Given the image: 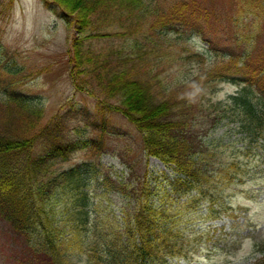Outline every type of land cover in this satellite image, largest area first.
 <instances>
[{"label":"trees","instance_id":"16d2710c","mask_svg":"<svg viewBox=\"0 0 264 264\" xmlns=\"http://www.w3.org/2000/svg\"><path fill=\"white\" fill-rule=\"evenodd\" d=\"M44 3L76 31L69 49L76 89L134 124L146 154L172 168L173 190L187 194L178 207L202 199L209 201L211 211L213 204L225 207L211 185L209 166L215 165L220 180L228 179L226 185L234 177L230 174L242 172L241 166L230 161L236 156L232 151L217 157L210 149L213 138L206 141L204 136L224 126L230 138L264 140V0ZM12 5L13 0H0V15ZM175 32L177 43L198 41L201 51L185 48L175 56V43L168 44ZM113 36L119 37L117 43L110 42ZM101 38L105 44L98 46ZM192 60L197 68L191 73ZM161 66L178 76L163 80ZM10 73L12 69L0 67V217L7 221L19 263L166 264L185 256L173 248L175 238L158 229L164 210L157 215L146 182L141 183L143 196L135 191L124 199L120 213L112 212L104 202H95L89 188L94 181L105 192L113 190L109 173L102 178L93 162L53 169L67 149L55 141L47 152L35 153V144L49 132L44 111L21 89L9 86L10 80H2L3 75L12 78ZM201 77L204 85L187 88ZM225 82L235 89L220 97L214 86ZM169 244L166 253L163 248ZM256 251L250 264H264V241Z\"/></svg>","mask_w":264,"mask_h":264},{"label":"rangeland","instance_id":"374dc122","mask_svg":"<svg viewBox=\"0 0 264 264\" xmlns=\"http://www.w3.org/2000/svg\"><path fill=\"white\" fill-rule=\"evenodd\" d=\"M75 33L61 14L43 0H13L9 12L0 15V67L13 70L9 74L12 78L3 75L2 80H6V84L10 80L9 86L21 89L43 108L44 123L49 129L35 144V153L47 152L55 141L67 149L58 155L53 169L93 162L101 168L102 178L109 173L113 190L105 192L103 186L93 185L94 181L89 188L95 202L100 201L98 205L104 202L112 212L120 213L126 197L135 191L143 196L150 186L149 195H152L157 215H161L162 210L165 215L158 229H166L176 240L173 248L186 253L170 258L166 264L253 262L259 253L256 246L264 241V140L242 141L238 135L230 138L224 126L204 136L206 141L213 138L210 149L217 157H228L230 151L236 154L230 156V161L241 166L242 172L235 170L236 174H230L234 177L230 178V185H226L228 179L220 180L222 175L215 165H210L211 185L217 189L218 201L225 207L213 204L215 210L211 211L209 201L202 199L179 208L178 204L187 194L173 190L172 168L146 154L139 130L122 113L101 109L96 97L76 89L73 84L69 74V49ZM179 36V32L168 36L175 40L170 39L168 43H175L172 46L175 56L185 48L201 51V42L179 40L177 43ZM118 39L110 37V42L117 43ZM105 41L98 39V46ZM196 68V61L192 60L187 71L192 73ZM170 72L161 66L163 80L173 81L178 76V71ZM199 81L195 87L187 88L204 85L203 77ZM214 88L218 89L220 97L235 89L226 82ZM97 142L98 146L92 147ZM142 182H146V187L141 186ZM5 222L0 217V264H21L19 252L8 239L10 232L5 229ZM169 246L163 248L164 252H168Z\"/></svg>","mask_w":264,"mask_h":264}]
</instances>
